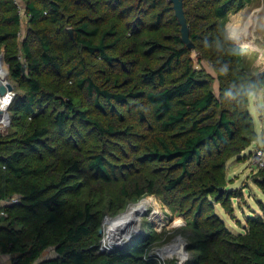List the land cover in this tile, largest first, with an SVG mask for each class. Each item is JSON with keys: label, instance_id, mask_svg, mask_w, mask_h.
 I'll use <instances>...</instances> for the list:
<instances>
[{"label": "trees", "instance_id": "trees-1", "mask_svg": "<svg viewBox=\"0 0 264 264\" xmlns=\"http://www.w3.org/2000/svg\"><path fill=\"white\" fill-rule=\"evenodd\" d=\"M23 1L25 8L17 0H0V50L5 49L6 59L12 63V78L23 88L9 105L10 130L0 132V201L19 197L18 202L4 206L7 214L0 218V247L12 256L11 264H37L42 252L51 246L56 247L59 257L44 264H163L150 252L158 239L151 228L146 237H137L129 247L100 252L106 211L117 212L160 192L199 200L188 209L193 212L196 236L189 237L188 248L194 253L186 264H264V206L261 214L247 217L249 226L234 232L214 209L206 214L205 203L217 194L225 206L226 159L253 139L245 141L239 131L255 133L247 106L250 93L264 86V72L242 67L240 61L250 59L241 56L235 42L224 37L223 48L232 62L226 82L235 98L231 109L212 90L197 89L208 82L203 68L188 65L170 79L167 72L176 73L186 49L149 38L143 41L147 46L141 53L156 52V58L139 61L134 81L129 66L137 60L122 56L134 50L136 43L127 37L114 11L123 8V0ZM251 1L211 0L212 17L221 26L229 9H242ZM140 3L157 8L163 0H138V7ZM149 13L145 12L150 21L137 16L128 23L133 32L138 27L136 21L150 31L161 25V13ZM24 18L27 34L22 37ZM200 36L191 33L192 39ZM177 42H183L182 35ZM77 44L85 57L72 64L71 50ZM22 52L25 63L18 59ZM86 58L103 64L109 72L104 82L109 86L83 72L74 76L73 70ZM118 67L126 74L117 71ZM45 69L54 74L48 81L42 78ZM80 90L94 96L99 105L101 96L128 108L134 105L131 99L146 97L157 126L151 127L153 131L136 159L150 168L142 172L136 166L132 175H127L131 165L125 169L129 165L120 164L117 169L106 146L109 141L132 138L137 134L134 126L126 122L122 112L105 122L90 116L88 106L78 96ZM138 113L146 119L143 107ZM75 116L93 126L98 142H102L100 150L72 148L65 134ZM221 146L228 147L224 158L213 162L204 156L203 149L208 153ZM88 172L98 178L97 183L86 184L81 178ZM257 180L264 190V175ZM167 263L174 264V260Z\"/></svg>", "mask_w": 264, "mask_h": 264}, {"label": "rangeland", "instance_id": "rangeland-1", "mask_svg": "<svg viewBox=\"0 0 264 264\" xmlns=\"http://www.w3.org/2000/svg\"><path fill=\"white\" fill-rule=\"evenodd\" d=\"M18 1L21 7L25 8L24 1ZM137 3L138 0H123V8L114 10L119 25L126 28L127 37L136 43L134 50H129L127 51L128 53L122 56L124 60L133 58L137 60V62L130 63L129 66V71L134 81L138 79L136 72L139 69V61L156 58V52L151 55H143L141 53V49L147 46L143 41L149 38H158L174 48L180 49L184 47L186 49L187 52L183 56V63L177 66L176 73L167 72L170 79L173 75L181 73L188 65L203 68L208 73V82L204 85L199 84L197 89L205 92L212 90L216 97L222 99L223 103L231 107V109L234 107L233 100L235 98L232 97V93H230V88L226 85V82L230 78V65L232 62L230 63V53L227 54L223 48L224 37L228 41L235 42L241 56L250 59L248 61L242 59L240 61L242 67L252 72H264V0H252L242 9H229L227 16L221 21V26L220 22L217 24L215 22L217 20L212 17L211 0H185L186 17L191 33L201 35L197 40L192 39L195 48L191 50L185 43L181 42V44H178L177 42V38H181V25L175 16V10L170 0H163V3L158 5L157 8H152L147 3H140L138 7ZM123 9H125V12ZM146 11L150 12V16H153L156 12H160L161 25L150 31L144 25H141L140 21H136L138 27L133 32L128 23L135 21L137 16L143 21H150L151 17L146 18V15H148L145 14ZM153 18L152 20H154ZM20 31L22 37L27 34L26 18L23 19ZM71 52H73L70 58L72 64L82 57H85L80 44H77V47L72 49ZM1 54L4 55V61L0 63V70L6 72V79L13 85L14 92L16 94L22 93L23 88L21 84L12 78V63L6 59L4 48L0 50ZM139 56H143L144 58H138ZM166 57L170 58V54L167 53ZM18 59L24 63L26 62L23 52L18 56ZM86 60L73 70L74 76L78 72H83V75L90 76L96 82L102 85L104 84L103 86H109L104 82L109 72L104 70L103 64L92 61L89 58H86ZM117 71L122 72L123 75L126 74L120 67L117 68ZM53 76L52 71L45 69L42 78L48 81ZM74 79L69 81L70 85L74 82ZM78 96L88 106L90 116L105 122L111 118L116 119L115 116L118 115V112H122L126 118V122L134 126L133 130L137 134L132 138H122L118 140V143L109 141L106 146L110 161L117 165V169L119 170L118 165L120 164L129 165L125 169H130L129 167L131 165L132 170H127V175H132L137 172V170L135 172L136 166L141 168L142 172L143 169L150 168L148 163L145 164L136 159V157L142 154L144 144L148 139V134L153 131L151 127L157 126V119L146 97L131 99L134 105L128 108L126 104L113 100L107 101L102 96L98 100L102 106L96 104L94 96L89 95L84 90H80ZM248 103L247 110L254 121L255 133H249L247 135L246 131L240 130V134L245 135V141L249 137L253 139L240 152L226 159V177L223 186L226 189L224 190L226 196L222 199L225 202V206L222 204V201H218L217 194L209 196L208 200L205 201L206 214L214 209L225 220L226 225L234 232L243 231L245 226H249L247 217L261 214L264 206V190L257 182V177H260V174L264 175V86L250 93ZM113 105L115 109H113ZM140 107L146 110V119L140 118L138 113V108ZM8 112L11 117L10 110ZM68 124L69 128L65 137L67 140H71L72 144L70 145H72V148L81 147V150H85L86 148L93 150L101 149L102 142H98L97 134L94 132L91 124L81 120L78 116H75ZM9 126H6V129L3 130L4 127L1 125L0 129L3 130L1 132L5 131V133H8L10 130ZM227 149L228 147L221 146V148L213 147L212 151L208 153L205 149L202 151L207 159L216 162L225 157L228 151ZM259 151H261L260 155H258ZM118 175L121 179V174ZM81 178H83L86 184L91 183L92 185L98 182V178L90 172L85 175L83 174ZM234 194L237 196H230ZM146 196L156 198L158 203L160 202V206L156 208L149 206L144 210V213L148 212V214L144 215L143 213L139 216L143 221L140 223L141 225H138V228L144 231L134 236L136 237V241L139 237H146L150 232L147 229L151 228V232L155 233L156 237H158L157 241L150 248V252H152L176 242L177 238L181 237L189 243V237L196 236V231L192 225L193 212L192 210L189 212L188 209L193 203H199V200L176 198L171 192H160ZM209 202L212 206L209 205ZM135 203H129L117 212L106 211L101 222V229H104L102 243H104L103 239L109 227L106 218L119 216ZM135 240L133 242H136ZM177 247L176 250L179 248L182 250H184L183 248H187L190 257L194 253L182 242H178ZM155 255L158 256L156 253ZM56 257H59L56 247L51 246L42 252L41 257L37 260V264H44L49 259Z\"/></svg>", "mask_w": 264, "mask_h": 264}, {"label": "water", "instance_id": "water-1", "mask_svg": "<svg viewBox=\"0 0 264 264\" xmlns=\"http://www.w3.org/2000/svg\"><path fill=\"white\" fill-rule=\"evenodd\" d=\"M171 3H173V8L175 10V15L178 18V21L181 25V35L182 40L189 49H194L195 44L191 38V32L188 25V20L185 14V8H184V0H170ZM69 33L70 36L75 39L74 30L72 27H69ZM4 61V55H0V63ZM11 94V101L15 98L16 92H14L13 85L6 79V77L0 78V98L10 95ZM9 105L7 106V109L0 108V117L7 113V121L6 126H9L11 124V117L8 112ZM145 215V214H144ZM111 217H107L106 220ZM134 222H130L128 220H124L123 223H120L116 226V229L110 228L107 230V237L103 239L100 252L105 251H114L117 249H122L124 247H129L131 244H133V240L136 239L134 237L137 234L143 233L144 230L141 228L134 227ZM140 224V223H139ZM100 232L103 234L104 229H101ZM177 241L174 243H171L163 248H158L156 251H152V254H158L162 255L163 257L167 256L168 254L171 255L174 252H177L178 255H180V258L175 261V264H186V261L189 259V251L187 248H183V252L177 251L176 247L178 246V242H182L185 246L189 247V243L185 241L183 238H177ZM136 241V240H135ZM108 244V245H107Z\"/></svg>", "mask_w": 264, "mask_h": 264}, {"label": "bare ground", "instance_id": "bare-ground-1", "mask_svg": "<svg viewBox=\"0 0 264 264\" xmlns=\"http://www.w3.org/2000/svg\"><path fill=\"white\" fill-rule=\"evenodd\" d=\"M5 77H6V72L0 70V78L4 79ZM10 103H11V94L6 95V97L3 98L2 102L0 103V108L7 109V106L10 105ZM7 119H8L7 113H5L4 115L1 116L0 122H2V123L0 124V126L2 124H4L3 130L6 129ZM159 203H158L157 199L154 197L146 196V197L142 198L141 200H139L135 204L131 205L128 210H126L125 212H123L119 216L114 217V218L113 217L108 218L107 223L109 224V227L107 228V230L110 228H113L115 230L116 226L120 223H123L124 220H128L130 222H133L135 220L134 227L138 228L139 223H141L143 221L139 216L144 213V210L147 209L149 206L155 207V208L159 207L160 206ZM144 214H148V212H146ZM106 234H107V232H106ZM105 237H107V235H105ZM176 248H178V247H176ZM181 250L182 249L179 248L177 251L180 252ZM182 252H183V250L181 251V253Z\"/></svg>", "mask_w": 264, "mask_h": 264}, {"label": "crops", "instance_id": "crops-1", "mask_svg": "<svg viewBox=\"0 0 264 264\" xmlns=\"http://www.w3.org/2000/svg\"><path fill=\"white\" fill-rule=\"evenodd\" d=\"M5 205H6L5 201H0V218L2 216L1 212L3 211ZM158 257L161 259L163 264H168L167 262H170L171 260H174V264H175V261L180 258V255H178L177 252H174L171 255L168 254L165 257H163L162 255H158ZM11 263H12V256L8 253H4L0 247V264H11Z\"/></svg>", "mask_w": 264, "mask_h": 264}, {"label": "built area", "instance_id": "built-area-1", "mask_svg": "<svg viewBox=\"0 0 264 264\" xmlns=\"http://www.w3.org/2000/svg\"><path fill=\"white\" fill-rule=\"evenodd\" d=\"M17 2H18V0H17ZM4 97H6V96H4ZM4 97L0 98V103L2 102ZM0 119H1V117H0ZM1 131H3V130L0 129V132ZM260 154H261V151L258 152V155H260ZM18 200H19L18 196H13L11 199L6 200L5 203L6 204L16 203V202H18ZM1 214L6 215L7 213L5 211H2Z\"/></svg>", "mask_w": 264, "mask_h": 264}]
</instances>
